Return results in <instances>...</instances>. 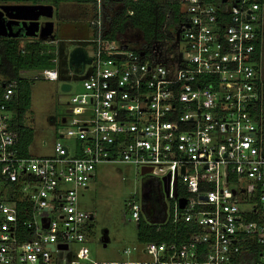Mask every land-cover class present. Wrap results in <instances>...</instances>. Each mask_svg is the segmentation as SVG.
I'll list each match as a JSON object with an SVG mask.
<instances>
[{
  "label": "built area",
  "instance_id": "2783aa9c",
  "mask_svg": "<svg viewBox=\"0 0 264 264\" xmlns=\"http://www.w3.org/2000/svg\"><path fill=\"white\" fill-rule=\"evenodd\" d=\"M96 4L82 41L92 70L52 156L22 151L17 83L0 77V264H264V4L183 0L175 39L150 49L111 38ZM40 73L29 81L59 79ZM106 164L158 180L164 218L149 224L171 239L138 241L119 262L91 259L95 216L79 192ZM127 206L139 226L142 192Z\"/></svg>",
  "mask_w": 264,
  "mask_h": 264
},
{
  "label": "rangeland",
  "instance_id": "374dc122",
  "mask_svg": "<svg viewBox=\"0 0 264 264\" xmlns=\"http://www.w3.org/2000/svg\"><path fill=\"white\" fill-rule=\"evenodd\" d=\"M94 0H17L19 5L41 4L53 8L55 32L52 36L58 41L55 48V70L59 79L55 82L39 78L32 84V110L26 115L25 125L34 129L31 153L34 156H52L56 137L65 129L59 120L67 110L71 98L82 91V81L92 68L84 72L70 68V53L76 47H88L81 42L92 38L89 21L94 16ZM161 1V0H160ZM118 7L107 13L114 15ZM130 40L138 38L137 33L124 34ZM49 45V44H48ZM264 54V37H263ZM41 76L40 71L31 72L30 78ZM71 85L68 93L62 85ZM142 192V177L138 168L126 164H106L98 168L96 180L88 190L79 192V207L96 214L92 235L88 238V248L93 261L119 262L126 260L123 250L138 243V225L132 218L127 203L137 193ZM144 198V194H142ZM152 205L144 206V219L152 224L162 221L157 214L150 217ZM60 258L67 253H58Z\"/></svg>",
  "mask_w": 264,
  "mask_h": 264
},
{
  "label": "trees",
  "instance_id": "16d2710c",
  "mask_svg": "<svg viewBox=\"0 0 264 264\" xmlns=\"http://www.w3.org/2000/svg\"><path fill=\"white\" fill-rule=\"evenodd\" d=\"M11 0H0V3ZM103 16L111 38L116 39L127 31L137 33L146 49L155 43L174 40L177 30L183 21V0H102ZM94 14L96 0L93 2ZM264 4V0H261ZM118 7L114 15L107 11ZM262 47V49H261ZM257 57L263 54V45L257 46ZM264 63V54H263ZM55 69V49L40 42H30L24 50L19 47L18 39H1L0 41V76L7 82H16L17 89L10 109L20 117L19 133L21 149L27 152L34 141V130L24 125V118L31 109L32 81L20 77L21 71H43ZM144 204H151L150 217L157 214L164 218V204L162 202V188L154 177H146L142 181ZM179 194H183L179 191ZM152 215V216H151ZM157 227L142 219L138 226L139 242H158L169 240V230L156 232Z\"/></svg>",
  "mask_w": 264,
  "mask_h": 264
},
{
  "label": "water",
  "instance_id": "95a60500",
  "mask_svg": "<svg viewBox=\"0 0 264 264\" xmlns=\"http://www.w3.org/2000/svg\"><path fill=\"white\" fill-rule=\"evenodd\" d=\"M53 17V8L41 4L35 5H1L0 6V37L3 39H19L22 36L30 39L47 40L53 36L54 24L49 21L44 27L40 26V19ZM17 28V29H15ZM91 64L82 47H76L70 53V68L83 71L86 65ZM62 91H71V85H62ZM149 171L142 170V175ZM175 196L177 191L175 190ZM186 200L179 201L183 209Z\"/></svg>",
  "mask_w": 264,
  "mask_h": 264
},
{
  "label": "crops",
  "instance_id": "0c3cea01",
  "mask_svg": "<svg viewBox=\"0 0 264 264\" xmlns=\"http://www.w3.org/2000/svg\"><path fill=\"white\" fill-rule=\"evenodd\" d=\"M89 27H90V25H89ZM90 30H91V36H93V30H92V28L90 27ZM54 32H55V27H54ZM54 32H53V34H54ZM3 39V38H2ZM18 41H19V47H20V49L21 50H24L25 49V47H26V45L28 44V43H30V42H40V43H43V45H48V46H52L53 48H54V46H56L57 45V42L58 41H54L53 39H52V37H50L49 39H47V40H41V39H30V38H28V37H25V36H22V37H20L19 39H18ZM82 42V41H81ZM83 49H84V51H85V48L86 47H82ZM88 48V47H87ZM55 49V48H54ZM75 49V48H74ZM28 73V71H21L20 72V77H22V78H25V79H31L30 77H29V75H31V74H27ZM0 77H2L3 79H5L3 76H0ZM35 81H37V80H32V82L34 83ZM64 85V84H63ZM31 90H32V85H31ZM32 105H33V101H32V96H31V109L29 110V112L32 110ZM29 112L27 113V115L29 114ZM25 123V122H24ZM34 130V129H33ZM35 132V131H34Z\"/></svg>",
  "mask_w": 264,
  "mask_h": 264
},
{
  "label": "flooded vegetation",
  "instance_id": "af4514ba",
  "mask_svg": "<svg viewBox=\"0 0 264 264\" xmlns=\"http://www.w3.org/2000/svg\"><path fill=\"white\" fill-rule=\"evenodd\" d=\"M16 1H17V0H11V1L2 2V3H0V6H1V5H19ZM49 21H50V19H47V18H41V19H40V26H41V27H44L45 24L48 23ZM15 29H17V28H15ZM93 214H94V216H95V222H94V225H95V223H96V214H95V213H93ZM94 227H95V226H94Z\"/></svg>",
  "mask_w": 264,
  "mask_h": 264
}]
</instances>
